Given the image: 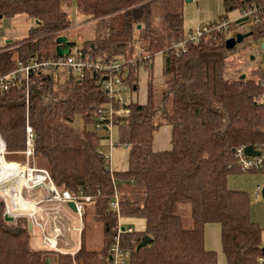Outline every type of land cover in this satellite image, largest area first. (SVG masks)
Here are the masks:
<instances>
[{
  "label": "trees",
  "instance_id": "1",
  "mask_svg": "<svg viewBox=\"0 0 264 264\" xmlns=\"http://www.w3.org/2000/svg\"><path fill=\"white\" fill-rule=\"evenodd\" d=\"M181 1L77 3L79 13L96 24L95 40L82 45L95 60H128L140 49L151 57V63L124 70L129 104L114 105V110L127 112L117 116L121 125L115 127L120 145L129 149L125 172L111 171L99 148L108 132L101 135L91 127L97 110L110 102L92 71L80 81L63 73L37 77L29 104L25 88L0 89V135L7 154L14 160L25 154L30 126L35 138L31 159L44 164L37 168L49 173L57 189L74 196L83 191L92 198L84 204L82 244L74 256L78 264H106L119 228L134 230L121 241L130 264H215L217 253L205 247V229L211 224L220 226L227 264H264L263 229L251 220L249 195L228 184L231 174L242 173L236 150L264 147V71L252 70L256 77L238 73L230 59L237 47L226 48L230 38L252 33L243 48L251 49V41L263 50L264 26L246 28L239 21L232 24L230 36L210 32L197 44L187 43L186 51L177 55L172 45L185 35ZM262 1L223 0V6L228 15ZM17 15L28 16L36 25L27 38L0 47V75L28 58H59L56 41L72 26L62 0H0V19ZM249 51L256 61L257 50ZM157 56L163 59L161 84H155L150 72ZM140 70L149 71L143 101L138 98ZM80 120L83 126L78 129ZM164 126L171 128L170 147L157 151L155 136ZM115 200L114 209L110 205ZM61 209L65 218L75 214L66 205ZM88 212L103 227V248L98 251L85 241ZM130 219L142 222L144 231H137ZM146 236L152 241L137 250ZM31 240L26 219L5 221L0 199V264H73L71 254L34 248Z\"/></svg>",
  "mask_w": 264,
  "mask_h": 264
},
{
  "label": "built area",
  "instance_id": "2",
  "mask_svg": "<svg viewBox=\"0 0 264 264\" xmlns=\"http://www.w3.org/2000/svg\"><path fill=\"white\" fill-rule=\"evenodd\" d=\"M239 21H242V25L246 28L253 25L264 26V1L240 11L238 19L234 22L222 19L185 33L184 39L178 43H173L172 48L176 50L177 55H181L186 51L187 43L197 44L205 35L214 31L229 33L232 24ZM231 33H229V36ZM259 51L263 50L260 49ZM260 55L259 52H256V59ZM140 62L151 63V57L145 54L142 49L128 60L115 57L102 61L95 60L86 47L73 44L69 46L68 55L59 57L56 60L43 61L28 58L21 61L14 71L0 75V89L9 91L17 87L25 88L26 103L29 104L31 88L37 77L51 75L56 77L59 73H63L66 77L71 75L80 81L87 76L88 71H92L94 78L99 82L102 90L106 92L110 102L97 110V121L91 127L101 135L104 131L108 132V137L104 139H107L112 147L114 143L111 132L113 128L121 125V121L117 120V116L127 113L123 108L114 110V105H128L130 99L129 86L124 81L126 78L124 70ZM260 68L264 71V65L261 64ZM62 79L66 78L62 77ZM262 85L264 86V83ZM26 133L27 150L25 154L28 158H31L35 148L33 129L28 126ZM255 151L259 152L258 156L251 157L245 153V148L236 150L235 158L242 172H264V147L261 150L255 149ZM6 155V144L0 135V157L6 159ZM105 158L107 161L108 158ZM12 164L15 165L14 176L8 180L0 178V199L3 200L5 205V216L13 217L14 221L26 219L28 225L31 226L30 232L34 237L36 236L35 238L40 241L44 249L65 254L59 249V243L64 235V230L59 225L62 220H65L61 207L63 205L68 206L69 202L75 203V214L80 218V227L77 230L81 234L84 227V204L85 202L90 203L92 198L86 196L83 191H80L78 196H74L69 191L57 189L46 170L36 169L30 166L29 163L25 165ZM7 187H9V190L6 189ZM262 190V187H257V198L262 194ZM110 206L114 209L117 208V201L112 202ZM133 231V228H119L106 258V264H130V254L121 247V241L124 234ZM260 261L264 262V257Z\"/></svg>",
  "mask_w": 264,
  "mask_h": 264
},
{
  "label": "rangeland",
  "instance_id": "3",
  "mask_svg": "<svg viewBox=\"0 0 264 264\" xmlns=\"http://www.w3.org/2000/svg\"><path fill=\"white\" fill-rule=\"evenodd\" d=\"M62 2L72 22V26L65 33V37L80 46L84 45L87 41H94L96 36V24L92 17L79 13L77 8L78 0H62ZM178 6L182 9L184 15L185 33L209 25L212 22L222 20V17L228 19L230 22H234L238 19L240 14V12L234 11L226 15L223 0H183ZM35 25L36 22L26 15L3 17L0 19V47L5 46L9 41H20L27 38L29 31L35 27ZM243 43L238 45L236 51L230 56V59L233 61V68L238 70V73L248 75L249 77H256L257 72H252V70L260 67L261 64L264 65V52L259 51L261 45L258 47L257 43L249 41L251 49L243 48L245 46ZM136 49H138V45ZM249 50H252V52L257 50V52L261 54L260 57L257 58L256 61H251ZM160 77L162 80V74ZM77 126L82 128L83 124L78 121ZM101 141L100 148L105 152L110 148L105 147L109 146V144L107 140L101 139ZM112 141L114 145L120 142V131L118 128L113 129ZM5 157L6 162L9 164L20 163L25 165L29 163L30 166L36 169H38L37 167L44 166V164H40L38 161L28 158L24 153L17 155V157H15L17 160H14L13 157L8 154ZM228 181L231 188L241 189L248 193L251 202V220L258 223L263 229L262 243L264 247V200L262 194H260L259 198L256 197L257 187L260 186L264 189V172L234 173L231 174ZM6 189L9 190V187ZM87 214L89 215L85 222V241L87 247L91 250H101L103 248V227L90 219L92 213L90 214L88 212ZM59 226L64 230V235L59 243V249L65 254H75L80 244V233L77 230L80 227V218L76 214H70L68 218L60 222ZM35 237L32 235V246L37 249H43L44 246L41 247L39 242L34 239ZM74 256L75 255L72 257L71 255L72 263L78 264L75 262Z\"/></svg>",
  "mask_w": 264,
  "mask_h": 264
},
{
  "label": "crops",
  "instance_id": "4",
  "mask_svg": "<svg viewBox=\"0 0 264 264\" xmlns=\"http://www.w3.org/2000/svg\"><path fill=\"white\" fill-rule=\"evenodd\" d=\"M151 67H152V69L150 70V72L153 76L155 84H161L162 81L165 79V76L163 74V59H162V57L157 56L155 61H154V64ZM140 72H141V73H139V75H140V79H139L140 88L139 89L140 90L138 93V98L141 99V101H143V99L145 98L144 89L148 85V76L146 75V72H149V71L144 72V70H140ZM161 74H162V80L160 77ZM79 122H81V124H83L82 120H80ZM75 125H77V123ZM76 127L78 128V126H76ZM104 138L105 137H103V140H107ZM101 142L102 141H100V143ZM107 142L109 144L108 140H107ZM170 142H171V128L168 126H164L163 128H161V130L155 136L154 147L157 151L167 150L170 147ZM100 143H99V148H100ZM105 147L106 148L110 147V148L107 149L105 152L102 151L101 148H100V150L105 155V157L108 158L107 164H108L109 168L111 169V171L117 172V173L125 172L128 169V163H129V149H128V147L122 146V145H120V143L115 144L112 147L110 145L105 146ZM228 184H229V187L231 188L229 181H228ZM231 189H236V188H231ZM236 190H238V189H236ZM239 190H241V189H239ZM129 221L136 224L137 231H139V232L144 231L145 227H144V224L142 222H138V221L136 222V220H131V219ZM81 237L82 236L80 234V244L78 246L77 252L81 248V244H82V238ZM34 239L37 240L39 242L40 246L42 247L40 241L37 238H34ZM262 240H263V235H262ZM205 247L207 250L214 251L217 253L218 259H217L215 264H227L226 258L222 252L221 229H220L219 225L211 224V225H208L206 227V229H205ZM75 254H71V255L73 256Z\"/></svg>",
  "mask_w": 264,
  "mask_h": 264
},
{
  "label": "water",
  "instance_id": "5",
  "mask_svg": "<svg viewBox=\"0 0 264 264\" xmlns=\"http://www.w3.org/2000/svg\"><path fill=\"white\" fill-rule=\"evenodd\" d=\"M1 18V17H0ZM252 33H239L236 37L230 38L226 43V48L228 50L235 49L238 45L242 44L248 37H250ZM57 48L56 53L58 57H63L65 55L69 54V46L71 45V42L69 38L62 36L57 39ZM262 49L264 50V43L262 44ZM255 58L251 57V60L253 61ZM242 79L245 78V75H242ZM245 153L248 156H258L259 152L255 151V149L251 146H248L245 148ZM262 198L264 200V189L262 190ZM68 207H70L74 212L76 211L75 203L69 202ZM5 221L7 222H13L14 219L11 216H5ZM29 229L31 231V226H29ZM152 239L149 236L144 237L143 241L138 245L137 250L146 247ZM262 253L264 255V248L262 249Z\"/></svg>",
  "mask_w": 264,
  "mask_h": 264
},
{
  "label": "bare ground",
  "instance_id": "6",
  "mask_svg": "<svg viewBox=\"0 0 264 264\" xmlns=\"http://www.w3.org/2000/svg\"><path fill=\"white\" fill-rule=\"evenodd\" d=\"M15 165L6 162V159L2 156L0 157V178H5L8 180L12 178L15 174Z\"/></svg>",
  "mask_w": 264,
  "mask_h": 264
}]
</instances>
